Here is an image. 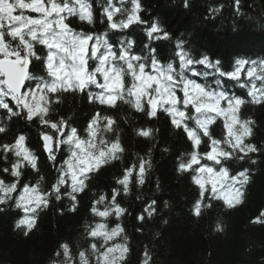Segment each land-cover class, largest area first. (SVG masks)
I'll list each match as a JSON object with an SVG mask.
<instances>
[{"label":"snow or ice","instance_id":"obj_1","mask_svg":"<svg viewBox=\"0 0 264 264\" xmlns=\"http://www.w3.org/2000/svg\"><path fill=\"white\" fill-rule=\"evenodd\" d=\"M239 2L236 0L237 10ZM141 11L140 0H119V6L106 0L100 22L107 27L97 33L78 31L70 23L76 17L82 23L95 24L89 0H0V117L9 121L23 117L28 123L38 121L41 128L51 129L41 131L40 140L53 166L56 152L65 153L54 182L44 192L41 185L46 178L39 174L38 158L27 146L25 135L0 144V205L12 202L22 213L15 227L25 236L34 228L38 210L47 208L53 196L57 201L67 197L70 210L75 211L77 195L87 188L90 174L121 160L124 152L119 134L111 141L106 138L105 134L115 131L116 121L111 116L97 111L83 130L84 136L63 118H49L52 104L60 103V95L68 92L86 93L90 104L108 108L126 104L149 119L158 117L160 111L166 113L171 125L182 129L190 142L191 151L181 154L176 170L189 174L198 188L192 208L195 216L211 208L213 200L229 209L243 203L250 182L248 169L233 172L231 163L259 151L256 144L248 142L255 121L241 119V109L245 103L264 104V60L236 59L226 70L219 60L213 62L207 55L194 58L182 42L176 45L174 60L166 64L157 59L150 45H145L141 54L133 51L131 39L122 38L119 46H114L109 34L133 25L142 26L149 39H169L158 22L143 20ZM37 61L43 65V74L31 70ZM226 80L246 88L250 99L230 94L223 86ZM218 122H222L219 136L212 130ZM136 131L141 137L153 136L151 128ZM6 132L7 128L0 126V134ZM202 145L206 146L203 151ZM29 167L38 174L35 183L23 179L24 169ZM151 167L150 159L144 158H139L138 165L126 167L115 181L121 188H112L110 199L102 192L92 202L90 212L99 220L84 225L86 237L92 240L89 248L74 254L67 242L61 243L51 264H91L90 255L95 264H124L128 238L119 223L109 228L107 221L112 216L121 219L126 212L117 200L121 190L129 193L133 176L143 185ZM8 177L10 182H6ZM155 204L151 200L145 207L148 217L155 213ZM99 205H104L103 210ZM144 218L137 217L140 221ZM253 222L264 224V211ZM215 230H223L220 222ZM121 238L124 242H117ZM144 255L142 264H149L151 257L147 251Z\"/></svg>","mask_w":264,"mask_h":264},{"label":"trees","instance_id":"obj_2","mask_svg":"<svg viewBox=\"0 0 264 264\" xmlns=\"http://www.w3.org/2000/svg\"><path fill=\"white\" fill-rule=\"evenodd\" d=\"M185 2L140 0L141 18L149 24L156 20L169 34V39L147 40L142 26L133 25L126 30L134 40L133 49L146 51L145 45H150L158 59L167 63L174 60L173 44L178 40L194 55L217 58L224 68L230 67L236 59L264 60V16L257 11L255 0H240L239 10L236 0H187V6ZM114 3L119 5V0ZM92 8L94 27L76 17L71 18V26L85 32L106 27V23L100 22L99 9ZM114 40L111 41L118 47L117 39ZM39 64L34 62L32 67ZM95 111L115 119V131L105 135L111 140L119 134L124 148L121 160L112 161L99 172L90 174L87 188L77 195L75 211L70 210L71 202L67 197L57 201L53 196L47 208L38 210L36 224L28 236L15 227L21 212L11 204L0 205L4 209L0 212V264H51L57 259L55 252L59 245L65 242L74 254L88 249L92 240L86 237L84 225L99 220L90 212L93 200L102 192L110 199L112 188H121L115 183L116 179L122 177L126 167L133 163L138 165L139 158L150 159L152 165L144 184H137L133 176L129 193L125 195L121 190L117 197L120 206L126 209L125 214L119 221L114 216L107 221L109 228L119 223L128 238L129 251L124 264H142L146 251L151 257L149 264H264V224L253 222L264 211V104L247 103L241 109L242 119L255 121L253 136L248 142L259 148L250 158L231 163L233 172L248 169L250 182L245 186L243 203L229 209L213 200L212 207L203 209L199 217L192 212L198 188L189 174L176 170L178 158L191 150L183 131L174 128L161 113L149 119L123 103L115 108L96 106L80 92L62 93L60 103L52 104L49 118L53 121L63 118L84 132ZM3 126L7 132L0 134V144L12 142L18 134L27 138V145L38 158L39 174L46 178L41 185L46 192L57 174L54 170L57 165L52 163L51 166L41 148L40 131L47 129L41 128L38 121L28 123L23 117H13ZM221 127L220 122L213 125V134L219 136ZM141 128L153 129L152 138L137 135L136 130ZM0 167H3L2 160ZM24 172L25 181L37 180L38 174L30 167ZM10 179L6 178V182ZM151 200L156 201V211L148 217L144 209ZM98 207L103 210L104 205ZM141 215L145 217L143 221L137 219ZM217 222L221 223L222 231L215 230ZM117 242L124 241L121 238ZM90 259L91 264H95L91 255Z\"/></svg>","mask_w":264,"mask_h":264},{"label":"water","instance_id":"obj_3","mask_svg":"<svg viewBox=\"0 0 264 264\" xmlns=\"http://www.w3.org/2000/svg\"><path fill=\"white\" fill-rule=\"evenodd\" d=\"M255 6L257 11L264 16V0H255Z\"/></svg>","mask_w":264,"mask_h":264},{"label":"rangeland","instance_id":"obj_4","mask_svg":"<svg viewBox=\"0 0 264 264\" xmlns=\"http://www.w3.org/2000/svg\"><path fill=\"white\" fill-rule=\"evenodd\" d=\"M103 209V208H102Z\"/></svg>","mask_w":264,"mask_h":264}]
</instances>
